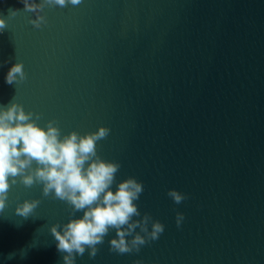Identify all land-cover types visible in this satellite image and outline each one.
Segmentation results:
<instances>
[{
	"label": "water",
	"instance_id": "95a60500",
	"mask_svg": "<svg viewBox=\"0 0 264 264\" xmlns=\"http://www.w3.org/2000/svg\"><path fill=\"white\" fill-rule=\"evenodd\" d=\"M23 7L0 0V105L14 97L61 138L110 129L97 155L121 165L112 190L141 182L133 219L165 228L123 255L109 251L110 230L95 258L86 249L75 264H264V0H82L46 7L40 29L32 13L9 17ZM15 63L27 79L8 85ZM42 187H11L0 264H62L50 228L83 213L70 217ZM170 190L188 199L176 204ZM25 200L41 201L27 220L15 215Z\"/></svg>",
	"mask_w": 264,
	"mask_h": 264
},
{
	"label": "clouds",
	"instance_id": "9594fccd",
	"mask_svg": "<svg viewBox=\"0 0 264 264\" xmlns=\"http://www.w3.org/2000/svg\"><path fill=\"white\" fill-rule=\"evenodd\" d=\"M19 2L24 5L23 9H9V17L21 10L32 13L35 18H30L29 23L40 29L47 24L42 15L46 7L78 6L82 0ZM6 28V20L0 18V34ZM26 79L24 65L15 63L7 72L5 83L16 85ZM40 119V114L26 112L23 105L14 102V97L7 105H0V214L7 206L11 187L18 182L26 188L42 185L43 197L65 202L71 209L70 217L82 212L81 218H70L64 225L55 224L50 228L62 264H75L76 257H82L86 249L90 250L89 258H95L97 245L104 243L110 230H115L116 238L110 240L109 251L120 255L139 253L142 246L159 239L165 230L162 223L153 221L147 213L140 219H133L141 217L135 201L144 191L143 184L128 178L112 190L121 165L102 160L97 155V142L106 139L110 129L100 127L85 135L73 131L61 138V130L54 126L56 121H49L42 128L37 124ZM167 195L176 204L188 199L176 190L168 191ZM40 203V200H25L17 205L15 215L23 220L33 218ZM184 219L182 213L176 214L178 228ZM17 254L9 253L7 259L12 260ZM19 255L21 259L25 258L23 249Z\"/></svg>",
	"mask_w": 264,
	"mask_h": 264
}]
</instances>
